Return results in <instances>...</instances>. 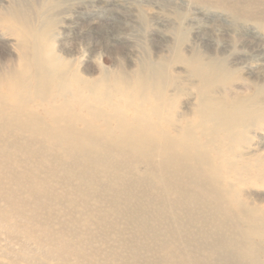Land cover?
I'll return each mask as SVG.
<instances>
[{
    "label": "rangeland",
    "instance_id": "obj_1",
    "mask_svg": "<svg viewBox=\"0 0 264 264\" xmlns=\"http://www.w3.org/2000/svg\"><path fill=\"white\" fill-rule=\"evenodd\" d=\"M113 1L114 12L98 0H0V47L9 51L16 43L17 37L8 30L14 17L17 22L28 20L36 30L45 26L50 50L61 58L71 52L75 59L70 68L82 69L85 77H94L101 70L109 79L130 77L147 60L169 59V78L176 74L174 83L180 86L173 96V117L185 110L194 97L191 92L196 91L188 75L181 72L184 64L171 55L173 44H179L181 52L187 46L214 52L225 42L247 55L254 52L256 43L264 47V0ZM79 13L100 22L96 34H86V18H79ZM236 16L258 30L259 42L223 32L227 27L236 28ZM179 30L187 35L183 40L173 35ZM196 34L203 35L205 43L199 45ZM92 54L95 62L86 60ZM229 61L215 77L211 99L216 103L225 97L230 105H240L248 113L257 98L262 114L257 123L248 120L247 137L257 134L256 160L260 161L256 165L263 170L264 67L256 68L260 81L253 86L245 71L233 68ZM171 88L169 84L168 91ZM6 94L0 97V264H264V234L258 237L250 231L241 251L233 259H223L224 252L212 235L213 224L221 216L214 210L216 203L211 199L208 207H200L199 191L183 174L184 195L167 192L165 182L150 173V168L158 167L157 161L148 164L141 156L129 161L118 155L120 150L116 153V148L96 142L93 135H85L88 140H82L80 148L33 136L16 120L32 111L34 116L28 117L48 123L46 106L41 107L39 98L30 102ZM16 108H20L18 113ZM123 108L131 109L125 104ZM62 113L50 116L68 118ZM248 144L250 139L235 149L234 156ZM226 158L228 169L238 161L229 153ZM214 159L220 160L215 154ZM237 175L231 174L229 180L238 184L247 203L259 207L264 222V178ZM228 207L246 229L242 214L232 204ZM62 244L82 246L85 252L66 256L50 252Z\"/></svg>",
    "mask_w": 264,
    "mask_h": 264
},
{
    "label": "bare ground",
    "instance_id": "obj_2",
    "mask_svg": "<svg viewBox=\"0 0 264 264\" xmlns=\"http://www.w3.org/2000/svg\"><path fill=\"white\" fill-rule=\"evenodd\" d=\"M98 1L106 3L108 11H117L113 0ZM79 18H86L83 29L90 36L101 27L100 22L87 19L83 13H79ZM233 23L236 28H224L225 34L231 33L235 37L246 35L259 42V32L255 27L241 21L238 16L234 17ZM8 25L10 35L16 36L17 40L9 51L0 47V68L3 69L0 73V97L4 98L9 93L15 98L26 97L30 102L39 98L41 107L46 106L45 113L50 118L46 123L28 117L35 114L29 111L26 118L16 120L20 127L27 128L33 136L42 135L66 148H80L81 141L88 140L85 135H93L96 142L116 148V153L120 150L118 155L127 157L129 161L140 156L148 164L154 165L157 161L158 167L150 168V173L165 182L163 187L167 192L173 190L184 195L185 189L180 185L183 174L199 191L196 194L200 207H208L211 199L216 203L214 210L221 216L213 224L212 235L215 244L224 252L223 259H231L237 250L241 251L242 242L249 237L247 232L263 237L261 210L257 205L247 203L240 196L238 184L229 180L231 174L264 178V169L256 165L260 161L256 160V150L259 149L257 134L254 132L253 138L247 137L248 120L253 119L257 123L262 114L259 102L255 98L247 113L246 108L240 105H230L225 97L216 103L211 99L212 84L215 77L224 72L228 58L233 68L245 71L253 86L258 84L260 75L256 68L264 67L262 45L256 43L254 52L247 55L235 47L230 48L225 42L219 43L214 52L192 46L181 52L179 44H173L171 55H174V61L184 64L181 72L188 75L191 86L196 90L195 94L191 92L194 97L189 98L185 110L173 117V96L180 86L174 83L176 74L169 78V59L147 60L131 71L130 77L120 75L109 79L104 70L94 77H85L82 69L70 68L75 59L71 52L64 53L61 58L50 50L45 26L36 30L28 20L17 22L14 17ZM192 25L189 22L187 26ZM202 26L208 27L209 24ZM182 31H175L173 35L178 34L183 40L187 35ZM185 31L188 32L186 26ZM197 36L199 45L205 43L203 35ZM240 42L243 45V39ZM94 57L92 54L86 60L95 62ZM82 67L86 69L84 62ZM169 84L171 91L167 89ZM192 98L194 100L191 101ZM120 102L131 109H124ZM14 111L18 113L20 108ZM61 111L68 118L63 120L50 116ZM76 124L82 128L79 130ZM249 139L250 144L242 145L239 154L234 156L235 149ZM250 150L256 151L255 155H247ZM227 153L238 160L231 169L224 166ZM214 154L220 158L218 162L213 161ZM171 187L174 188L169 190ZM229 204L242 214L246 229L241 228L230 214ZM2 217L0 212V219ZM50 252L66 256L84 253L85 249L62 244Z\"/></svg>",
    "mask_w": 264,
    "mask_h": 264
}]
</instances>
